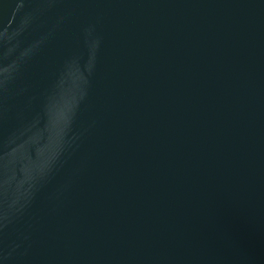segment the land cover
I'll return each instance as SVG.
<instances>
[{
    "label": "water",
    "instance_id": "obj_1",
    "mask_svg": "<svg viewBox=\"0 0 264 264\" xmlns=\"http://www.w3.org/2000/svg\"><path fill=\"white\" fill-rule=\"evenodd\" d=\"M0 264H264V0H0Z\"/></svg>",
    "mask_w": 264,
    "mask_h": 264
}]
</instances>
